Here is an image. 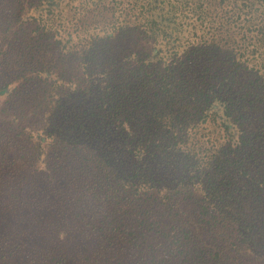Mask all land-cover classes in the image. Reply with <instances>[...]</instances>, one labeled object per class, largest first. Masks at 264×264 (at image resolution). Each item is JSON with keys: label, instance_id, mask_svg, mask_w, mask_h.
<instances>
[{"label": "trees", "instance_id": "trees-1", "mask_svg": "<svg viewBox=\"0 0 264 264\" xmlns=\"http://www.w3.org/2000/svg\"><path fill=\"white\" fill-rule=\"evenodd\" d=\"M0 264H264V0H0Z\"/></svg>", "mask_w": 264, "mask_h": 264}]
</instances>
